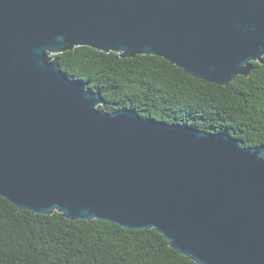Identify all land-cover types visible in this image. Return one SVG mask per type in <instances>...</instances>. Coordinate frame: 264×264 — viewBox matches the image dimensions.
<instances>
[{
	"label": "water",
	"instance_id": "95a60500",
	"mask_svg": "<svg viewBox=\"0 0 264 264\" xmlns=\"http://www.w3.org/2000/svg\"><path fill=\"white\" fill-rule=\"evenodd\" d=\"M81 46L227 86L264 63V0H0V197L154 229L197 264H264V146L98 109L51 59Z\"/></svg>",
	"mask_w": 264,
	"mask_h": 264
},
{
	"label": "trees",
	"instance_id": "16d2710c",
	"mask_svg": "<svg viewBox=\"0 0 264 264\" xmlns=\"http://www.w3.org/2000/svg\"><path fill=\"white\" fill-rule=\"evenodd\" d=\"M81 46L51 55L62 73L88 84L113 113L226 133L246 147L264 146V63L227 86L212 84L157 56ZM264 60V58H263ZM264 158V155L262 156ZM0 264H197L154 229L127 230L106 221L33 214L0 197Z\"/></svg>",
	"mask_w": 264,
	"mask_h": 264
}]
</instances>
